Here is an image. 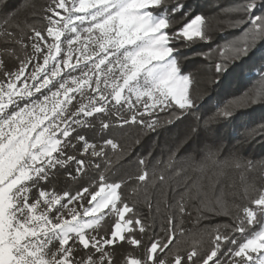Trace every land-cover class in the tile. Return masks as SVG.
<instances>
[{"label": "snow or ice", "instance_id": "obj_1", "mask_svg": "<svg viewBox=\"0 0 264 264\" xmlns=\"http://www.w3.org/2000/svg\"><path fill=\"white\" fill-rule=\"evenodd\" d=\"M33 7L31 0H0V264H116L113 257L125 244L143 255L126 264H264V191L251 201L259 219L245 207L223 231L209 227L212 241L203 255L173 253L184 218L192 215L191 200H198V223L231 215L218 177L205 188L174 162L187 159L193 171L209 162L257 167L237 156L220 161L219 141L197 140L212 120L232 123L237 106L264 107V91L222 103L223 93L253 73L264 83V0H214L224 26L243 32L218 47L217 60L200 49L212 36L208 17L190 0H50L40 14L31 12V23L17 22ZM185 48L212 61L216 96L202 102L197 82L184 70ZM165 125H186L165 165L184 178L159 191L170 213L157 224L118 191L133 176L110 167L113 155L124 153L112 132L135 127L139 143ZM252 132L264 137V115ZM184 144L189 154L178 157ZM146 161H137V181L149 177ZM158 179L165 183L163 174ZM147 205L153 207L150 199ZM104 223L113 227L102 231Z\"/></svg>", "mask_w": 264, "mask_h": 264}, {"label": "trees", "instance_id": "obj_2", "mask_svg": "<svg viewBox=\"0 0 264 264\" xmlns=\"http://www.w3.org/2000/svg\"><path fill=\"white\" fill-rule=\"evenodd\" d=\"M21 2L22 0H12V3L17 5ZM190 2L193 4V7L199 4L201 11L208 17L206 23L208 31L212 36V43L211 45L202 44L200 49L210 52L212 60H217L219 59L218 47L226 45L231 35H240L242 31L224 26L225 22L222 14L218 13L214 7V0H190ZM233 2L234 0H224L225 4ZM31 3L34 7L27 12H22L17 18V22L21 24L26 22L31 23V12L40 14L42 9L50 3V0H31ZM254 11L256 14H260V9ZM36 26L42 28L43 24L38 23ZM182 50L189 54V59L183 61L184 70L190 73L197 82L194 87L197 88L198 92L202 93V102L206 101L209 96H216V86L210 82L213 78L212 61L205 60L193 54L189 48ZM226 52L224 53L225 55L228 54ZM252 76L254 78L244 82H237L232 88L223 93L222 103L238 102L244 92L253 95L264 91V83L260 81L256 73H253ZM218 79L222 82L223 78L219 77ZM216 103L217 101L213 100L212 104L208 107H214ZM241 113H248V115L241 116ZM163 115L161 113V116ZM199 115L204 116V112L199 113ZM262 115H264V107H261L258 103L243 108L237 106L234 111L235 119L232 123L229 124L223 119L212 120L207 126L210 128V131L205 130L204 134L197 140L198 144L203 143L208 145H215L219 141L221 148L220 161L231 156H237L242 162H254L257 167L252 170L245 171L235 167H220L209 162L203 171H193L188 166L189 162L187 159H177L174 162L176 168L183 167L186 169L184 176L198 179L205 188L211 180H215L218 177L219 183L216 187L219 189L223 186L224 200L231 213L229 216L217 215L211 221L201 220L198 223V213L196 211L198 200H191L189 204L192 215L184 218L183 227L185 231L182 236H177V239L174 241V254L179 253L182 256H186L187 252L197 250L203 255L210 248L212 241V237L209 234V227L218 225L221 226V231H223L224 225L232 224L234 218L243 217V209L245 207H252L253 210L257 211V218H260L257 206L252 204L251 201L264 191V137L254 135L252 130L257 127V123L260 121ZM204 118L207 119V117ZM218 130L219 135H217ZM185 131L186 125H180L178 127L165 125L160 129V135L153 136L151 140L146 136L142 137L139 143L135 142L139 137V130L135 127L125 126L123 129L116 128L112 132V136L124 147V153L119 157L113 155V163L110 167L119 168L117 175L127 176L131 174L133 176V179H129L126 184H122L121 190L118 191L121 192L122 198L126 199L130 207L134 206V211L140 215L151 216L157 224L170 213V210L166 209L165 204L159 197V191L163 188L181 183L184 178L183 176H174L173 170L166 168L165 165L168 161L170 150L174 149ZM109 138L112 137L110 136ZM187 148H189L188 144L180 147L177 153L178 157H186L189 154L185 151ZM149 152L151 153L150 156L148 155ZM145 157H147L146 170L149 172V177L146 181L141 182L137 181L134 177L139 174L137 168L138 159ZM153 171L156 173L155 176L152 175ZM161 174L165 176L164 184H161L158 179ZM145 188L147 189L146 191ZM56 190H59L58 185L56 186ZM209 197L214 199L215 194L209 193ZM149 199L153 205L151 209L147 205V200ZM157 205L160 208L159 212L156 211ZM105 219L113 220L115 217H106ZM111 227L113 225L110 223H104L102 231H108ZM256 228L258 230V226ZM236 235L238 237V243L242 242L241 234L237 233ZM131 258H143L140 249L136 245L125 244L123 249L118 248L113 257L116 264H126V261H129Z\"/></svg>", "mask_w": 264, "mask_h": 264}, {"label": "rangeland", "instance_id": "obj_3", "mask_svg": "<svg viewBox=\"0 0 264 264\" xmlns=\"http://www.w3.org/2000/svg\"><path fill=\"white\" fill-rule=\"evenodd\" d=\"M237 38H243V32L240 34V35H237V36H234V35H231L230 37H229V39H228V41H227V44L229 43V42H231V41H234V40H237ZM227 53V52H226ZM228 55V54H227ZM131 259H133V258H131ZM130 259V260H131ZM129 260V261H130Z\"/></svg>", "mask_w": 264, "mask_h": 264}]
</instances>
